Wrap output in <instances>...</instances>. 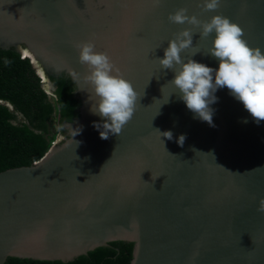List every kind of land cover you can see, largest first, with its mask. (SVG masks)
<instances>
[{"label": "water", "instance_id": "1", "mask_svg": "<svg viewBox=\"0 0 264 264\" xmlns=\"http://www.w3.org/2000/svg\"><path fill=\"white\" fill-rule=\"evenodd\" d=\"M83 3L89 16L78 0H0V48L26 49L44 76L48 60L53 72L74 69L81 77L73 80L78 117L66 123L62 142L29 165L0 171V264L7 257L67 261L118 240L133 243L130 264H264V121H254L226 87L210 105L214 126L195 118L168 83L174 73L156 59L174 33L192 27L168 20L181 7L202 21L228 17L264 53V0H220L215 11H204L201 0ZM193 32L182 59L218 67L206 54L214 34ZM89 40L142 96L121 134L106 140L93 126L102 118L90 112L87 68L75 48Z\"/></svg>", "mask_w": 264, "mask_h": 264}, {"label": "clouds", "instance_id": "2", "mask_svg": "<svg viewBox=\"0 0 264 264\" xmlns=\"http://www.w3.org/2000/svg\"><path fill=\"white\" fill-rule=\"evenodd\" d=\"M155 2L159 3V0ZM198 6L204 11H215L220 6V0H201ZM168 20L192 27L174 33V38L168 40L164 49L163 58L156 59L162 70L167 69L174 73V78L168 83L175 87L179 99L195 114V118L214 126L213 109L210 105L217 101L214 93L226 87L230 94L242 103L254 121H264V53L259 47L248 45L242 38L243 29L222 14L212 15L207 21H202L194 14L189 15L188 9L184 7L170 13ZM194 28L199 29L200 38L214 34L206 54L218 60V67L211 68L191 58H187L186 62L182 59L180 54L194 47ZM75 48L78 51V62L87 68L83 79L91 86L90 112L102 118V122H94L93 126L99 130L101 139H108L110 134L119 136L124 126L132 119L142 96L134 90L131 82L123 77L111 57L107 53L97 51L91 40L77 43ZM20 56L27 57L23 54ZM29 60L31 62L30 58ZM37 75L43 83L42 78L46 79V76L39 72ZM68 75L74 81L81 78L74 69H69ZM168 102L169 98L163 104ZM155 130L168 140L173 138L171 131ZM80 131L81 129L77 128L73 136L78 135ZM184 140L185 136L180 135L176 142L183 146ZM76 142L77 145L80 143ZM192 151L199 152L194 148ZM258 211L264 212V201Z\"/></svg>", "mask_w": 264, "mask_h": 264}, {"label": "trees", "instance_id": "3", "mask_svg": "<svg viewBox=\"0 0 264 264\" xmlns=\"http://www.w3.org/2000/svg\"><path fill=\"white\" fill-rule=\"evenodd\" d=\"M47 77L54 86L50 95L29 58L13 47L0 48V171L41 158L55 140V122L64 129L78 117L73 79L63 71ZM132 247L129 241H110L67 261L7 257L3 264H130Z\"/></svg>", "mask_w": 264, "mask_h": 264}, {"label": "rangeland", "instance_id": "4", "mask_svg": "<svg viewBox=\"0 0 264 264\" xmlns=\"http://www.w3.org/2000/svg\"><path fill=\"white\" fill-rule=\"evenodd\" d=\"M42 85L43 88L47 91V93L50 95L51 94V86L47 84L46 79L42 78ZM67 131V130H66ZM64 129L60 128L59 124L57 122H55L54 124V133H55V140H54V144L58 142V140H61L66 137L67 132Z\"/></svg>", "mask_w": 264, "mask_h": 264}, {"label": "flooded vegetation", "instance_id": "5", "mask_svg": "<svg viewBox=\"0 0 264 264\" xmlns=\"http://www.w3.org/2000/svg\"><path fill=\"white\" fill-rule=\"evenodd\" d=\"M78 1L80 2V7L82 8L84 14H85L86 16H89V11L86 9V6H85V4L83 3V0H78ZM1 41H4V40L1 39ZM21 46H22V47H25V45H24L23 43L21 44ZM43 67H44V72H45L44 74H45V76H46V79L51 83V85H53V83L48 79L47 74H48L49 72H51V71H56V70L52 67V65L50 64V62H49L48 60H45V61H44ZM53 87H54V86H53ZM63 127H64L65 131H66V130L68 131V129H66V128H67V127H66V123L63 124ZM67 131H66V132H67Z\"/></svg>", "mask_w": 264, "mask_h": 264}, {"label": "bare ground", "instance_id": "6", "mask_svg": "<svg viewBox=\"0 0 264 264\" xmlns=\"http://www.w3.org/2000/svg\"><path fill=\"white\" fill-rule=\"evenodd\" d=\"M22 53H23V55H25V53H27V56H29L30 59L33 60L32 56L30 55V53L26 49H24ZM38 71H39V69H38Z\"/></svg>", "mask_w": 264, "mask_h": 264}, {"label": "snow or ice", "instance_id": "7", "mask_svg": "<svg viewBox=\"0 0 264 264\" xmlns=\"http://www.w3.org/2000/svg\"><path fill=\"white\" fill-rule=\"evenodd\" d=\"M25 55H27V53H25Z\"/></svg>", "mask_w": 264, "mask_h": 264}]
</instances>
